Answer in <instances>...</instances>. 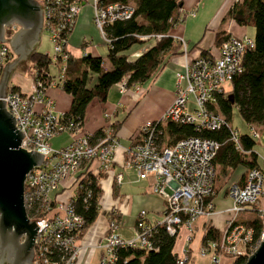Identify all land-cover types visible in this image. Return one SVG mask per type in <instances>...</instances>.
<instances>
[{
	"label": "built area",
	"instance_id": "2783aa9c",
	"mask_svg": "<svg viewBox=\"0 0 264 264\" xmlns=\"http://www.w3.org/2000/svg\"><path fill=\"white\" fill-rule=\"evenodd\" d=\"M41 12V29L48 32L51 44V61L62 64L59 68L57 85L60 86L64 62L68 56L65 51L68 33L84 0H34ZM91 7V21L97 29L105 48L109 39L104 25L116 20H125L132 15V5L117 0H88ZM192 15V11H188ZM11 24L5 28L6 40L0 43V76L2 69L12 57L7 38L16 31ZM158 39L160 34H152ZM145 39L147 35H136ZM180 40V39H179ZM253 47L252 39L244 34L227 36L212 56L197 55L183 64L184 86H178L175 79L174 97L160 117L141 124L133 134L130 144L124 151L122 167L134 172L137 179H149L150 191L163 202L161 220L153 226L144 223L143 212L137 214L133 237L120 240L115 230L118 222L109 217L106 221L103 244L100 248L98 264H109L115 260L116 248H142L154 250L151 242L152 229L162 226L168 235L180 230L189 231L192 222L211 211L210 197L213 195V157L218 143L197 136L182 137L171 145L162 142V128L165 124L188 125L198 133L203 130L216 131L227 128V140L235 151H241L239 134L215 112L216 97L223 92V85L240 72V57ZM59 61V62H58ZM123 77L115 87L119 94L128 89ZM55 85L52 79L33 78L30 94L18 90L5 91L4 108L14 118L15 130L22 133L19 148L26 152L34 151L42 155L40 165L33 167L23 182V208L26 218L37 227L33 239L32 260L30 264H75L79 253L77 241L82 233L83 219L74 210V200L81 182L89 174L96 178L105 173L111 163L116 142L111 125L110 114L102 113L104 126L100 136L82 131V127H72L62 123L61 116L52 113V103L45 99V90ZM136 90V86L129 87ZM249 137L257 139L258 133L248 126ZM63 131L71 134L68 144L52 149L49 139ZM264 166V156L261 158ZM120 174L113 175L118 185ZM70 188L65 200L51 198L49 194L58 188ZM263 177L258 168L245 171L241 187L229 185L226 195L230 201L223 229L215 241H208L200 247V256H206L208 264H219L221 257L247 256L256 246L252 241V230L245 223L235 222V215L252 208L256 215L264 216ZM89 190H84L86 202ZM263 229V226H262ZM261 229V231H262ZM261 235V233H260ZM259 235V238H260ZM188 237L185 241H188ZM259 240V239H258ZM176 259V264H184V251Z\"/></svg>",
	"mask_w": 264,
	"mask_h": 264
},
{
	"label": "crops",
	"instance_id": "0c3cea01",
	"mask_svg": "<svg viewBox=\"0 0 264 264\" xmlns=\"http://www.w3.org/2000/svg\"><path fill=\"white\" fill-rule=\"evenodd\" d=\"M233 1L180 0V6L175 12V20L165 33V36L170 39V44L160 54V63L150 77L141 85H136V90L128 88L123 94L117 92L115 85L111 86L119 94L116 100L107 92L103 103L100 104L95 100L88 102L83 118L82 131L93 134L100 130L104 126L103 112L110 114L109 124L118 123L113 133L116 147L112 152L110 166L107 172L97 174L95 181L99 189L96 202L98 211L109 213L110 217L118 222L115 234L120 240H129L133 237V227L139 212H143L144 223L153 226L161 220L163 208L162 199L150 191L149 179L139 180L132 170L122 167L123 150L128 147L133 134L141 124L157 120L171 103L174 97L176 76L180 77L178 86H184L182 78L184 62L200 55L201 52H204V55L207 56L215 54L216 49L212 44V40L216 31L223 30L225 34L235 37L242 34L248 36L246 27L235 24L226 15ZM188 11H192V15H188ZM154 40L150 39L143 45L132 48L129 58L133 59L143 53L153 44ZM37 44L38 40L35 45ZM35 45L32 51H36ZM65 51L74 58L90 55L105 60L106 48L91 21V7L88 0L82 2L81 9L76 15L74 24L68 33ZM16 59L17 55L13 53L9 63ZM24 60H28V58L15 63L5 91L15 87L23 94L32 93L33 74L28 73L29 78H31L28 86L22 82L21 76L14 73V68ZM60 67H62V64L56 65L58 70L56 76L51 75L48 68V74L55 85L49 86L44 94L45 99L51 101L52 113L57 117L68 111L71 102L70 96L65 94L56 83ZM104 68H107L106 64H104ZM29 70L34 71L33 67H28L27 72ZM226 87L223 88L226 89ZM60 133H65L67 141L57 149L68 144L71 139L69 132L63 131ZM243 135L249 137V134ZM52 138L53 136L48 141L50 147H52ZM249 151L252 152V146ZM238 153L242 156L239 160H235L234 154L230 155L231 152H226L220 158V147L218 146L216 150L212 160L214 174L213 195L210 197L211 211L205 216L197 217L192 222L189 231L180 230L172 248L177 258L181 257V252L184 251L186 257L184 264H208L207 257L199 254L200 238L206 227L213 228L218 234L221 233L224 220L227 218L226 211L230 206V201L226 195L227 188L229 185H235L236 187L243 185L247 169L243 161H246L248 152L240 151ZM254 163L256 165L254 168L262 169L263 163L261 161V164H258L256 156ZM115 174H120L118 185L113 182V175ZM69 192L70 188L65 185L64 188L60 187L58 190L51 192L49 196L55 198L56 193H58V198L65 200ZM262 195H264V186ZM255 216L254 210L248 208L235 215L234 220L238 223H246L252 221ZM107 219L104 214H98L93 223L79 238L77 241L79 253L75 264H98ZM186 237L189 238L187 242L185 241ZM228 262L227 258L221 257L219 259V264H228Z\"/></svg>",
	"mask_w": 264,
	"mask_h": 264
},
{
	"label": "trees",
	"instance_id": "16d2710c",
	"mask_svg": "<svg viewBox=\"0 0 264 264\" xmlns=\"http://www.w3.org/2000/svg\"><path fill=\"white\" fill-rule=\"evenodd\" d=\"M132 5V15L125 20H116L105 24L103 29L109 39L110 47L106 49L105 60L98 57L85 55L79 58L67 56L63 66L60 89L70 96L71 102L68 111L63 114L62 123L72 127H82L83 118L88 102L95 100L103 103L108 89L123 77L125 86H138L144 83L160 63V54L169 46L170 39L165 36L166 31L175 20V12L180 6V0H117ZM235 24L252 27L251 50L244 52L240 57V72L234 75L223 88L222 95L216 97L215 106L212 108L222 119L227 122L231 108H235L243 123L254 128L264 125V0H234L227 12ZM152 34H160L153 44L137 57L130 59L128 50L133 45H143L152 40ZM136 35H147L139 39ZM227 34L223 30L214 33L212 44L218 48ZM200 55H204L201 52ZM34 71L33 78L43 80L52 79L48 68L53 62L43 53L32 51L28 57ZM59 62V61H58ZM55 65L59 63H54ZM104 64L107 68H104ZM10 89L16 90L15 87ZM112 132L118 126L117 122L111 123ZM258 129V130H259ZM100 136V130L92 134L93 138ZM187 136H197L211 139L220 147V158L226 152L234 154L235 160L242 156L240 151H234L232 144L227 140V128L221 127L216 131L203 130L194 132L191 126L165 124L162 128V137L171 145L174 141ZM253 140L247 135L239 136L241 151H247V159L243 163L247 169L255 167V154L250 150ZM213 162V161H212ZM246 169V170H247ZM264 179V166L260 169ZM81 182L73 202L74 210L83 219L82 233L88 229L99 212L97 197L99 189L95 178L87 174ZM89 190L86 202H83L84 190ZM245 227L252 230V241L256 242L262 229L261 216L245 223ZM178 234V233H177ZM177 234L168 235L162 226L152 229L151 242L154 250L142 248H116L115 260L109 264H176L177 256L172 251ZM218 233L211 227H206L200 238V247L208 241H215ZM246 256L229 259L228 264H242Z\"/></svg>",
	"mask_w": 264,
	"mask_h": 264
},
{
	"label": "water",
	"instance_id": "95a60500",
	"mask_svg": "<svg viewBox=\"0 0 264 264\" xmlns=\"http://www.w3.org/2000/svg\"><path fill=\"white\" fill-rule=\"evenodd\" d=\"M41 12L34 0H0V43L5 28L18 26L7 38L17 59L4 65L0 76V97H4L11 70L17 61L28 58L41 30ZM22 133L15 130L14 118L0 100V264H30L35 232L34 222L23 208V182L26 174L42 162V155L19 148ZM2 255L5 258L2 259ZM242 264H264V226L255 248Z\"/></svg>",
	"mask_w": 264,
	"mask_h": 264
},
{
	"label": "rangeland",
	"instance_id": "374dc122",
	"mask_svg": "<svg viewBox=\"0 0 264 264\" xmlns=\"http://www.w3.org/2000/svg\"><path fill=\"white\" fill-rule=\"evenodd\" d=\"M246 31H247L246 34L248 35V37H252V35H251L252 27L246 26ZM137 46H139V45H133L131 48H129L128 53L132 52V48H136ZM35 50L39 51L40 53L46 54V55H48L49 58H51V55H52L51 44H50L49 39H48V32L45 29H41L39 32L38 44L35 45ZM12 55H13V53H12ZM28 67L29 68L32 67L31 63L28 60H24V61L20 62L14 68V73L21 76L22 82L29 86L31 78H29V75L27 72ZM49 72L53 76L57 75L58 70L56 69V65L54 64V62L52 64H50ZM225 86H226V84L223 85L224 88H225ZM107 92H108V94H110V96L113 97L114 100H116L119 97V94L116 93V91L113 89V87H110ZM227 123H228V126L231 129H235L238 132V134H241V135L249 134L248 126L243 123V121L239 117L235 108H231L230 113H229V117L227 119ZM254 129L258 133V138L252 139L253 140L252 152L256 156L257 163L261 164V158L264 156V125L260 129L259 128H254ZM66 141H67V137H66L65 133H60L58 135H55L52 138V144H51L52 147L51 148L57 149L60 145H62ZM168 141L169 140L166 137H163L162 142L164 144H167ZM262 189H263V187H262ZM262 220H263V222H262ZM261 223H262V226H264V216H261Z\"/></svg>",
	"mask_w": 264,
	"mask_h": 264
},
{
	"label": "flooded vegetation",
	"instance_id": "af4514ba",
	"mask_svg": "<svg viewBox=\"0 0 264 264\" xmlns=\"http://www.w3.org/2000/svg\"><path fill=\"white\" fill-rule=\"evenodd\" d=\"M16 26H17V25H16ZM17 27H18V26H17ZM17 27H16V28H17ZM4 258H5V255H2V259H4ZM3 264H6V262H5V263H3Z\"/></svg>",
	"mask_w": 264,
	"mask_h": 264
}]
</instances>
